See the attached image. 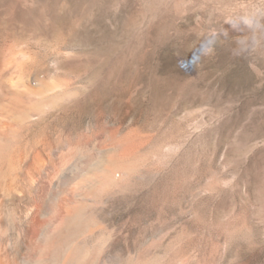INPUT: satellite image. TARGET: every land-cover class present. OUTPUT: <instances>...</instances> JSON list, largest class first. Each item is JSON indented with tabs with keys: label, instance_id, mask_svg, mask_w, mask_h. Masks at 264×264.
Segmentation results:
<instances>
[{
	"label": "rangeland",
	"instance_id": "obj_1",
	"mask_svg": "<svg viewBox=\"0 0 264 264\" xmlns=\"http://www.w3.org/2000/svg\"><path fill=\"white\" fill-rule=\"evenodd\" d=\"M0 50L3 80L20 53L48 85L23 146L61 134L80 170L116 166L105 234L166 264H264V0H0Z\"/></svg>",
	"mask_w": 264,
	"mask_h": 264
},
{
	"label": "bare ground",
	"instance_id": "obj_2",
	"mask_svg": "<svg viewBox=\"0 0 264 264\" xmlns=\"http://www.w3.org/2000/svg\"><path fill=\"white\" fill-rule=\"evenodd\" d=\"M19 54L5 63L8 78L0 76V264H166L168 255L158 249L131 248L118 234L103 232L96 192L114 188V165L102 161L80 170V141L67 148L61 134L23 146L21 129L36 108L26 97L43 95L48 85L38 80L32 58ZM98 171L102 178L92 175ZM206 262L202 257L196 264Z\"/></svg>",
	"mask_w": 264,
	"mask_h": 264
}]
</instances>
